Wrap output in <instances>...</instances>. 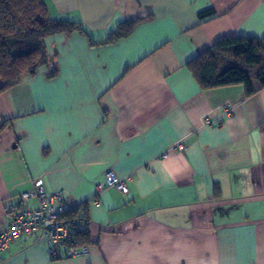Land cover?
<instances>
[{
    "label": "crops",
    "instance_id": "crops-1",
    "mask_svg": "<svg viewBox=\"0 0 264 264\" xmlns=\"http://www.w3.org/2000/svg\"><path fill=\"white\" fill-rule=\"evenodd\" d=\"M43 1L93 40L139 21L115 43L55 35L58 75L0 95V228L42 180L66 209L85 203L92 241L52 259L24 235L0 264H264V89L204 91L186 67L221 38L264 37V0ZM108 172L126 194L97 192Z\"/></svg>",
    "mask_w": 264,
    "mask_h": 264
},
{
    "label": "trees",
    "instance_id": "trees-1",
    "mask_svg": "<svg viewBox=\"0 0 264 264\" xmlns=\"http://www.w3.org/2000/svg\"><path fill=\"white\" fill-rule=\"evenodd\" d=\"M138 21H123L104 39L93 40L80 22L51 18L43 0H0V95L41 68L47 79L58 75L55 53L47 51V42L55 35L77 33L91 45L115 43L128 37ZM186 67L201 90L241 86L249 98L264 89V37L221 38ZM9 123L0 119V137ZM60 219L71 233L69 247L88 248L92 244L85 203L68 208Z\"/></svg>",
    "mask_w": 264,
    "mask_h": 264
},
{
    "label": "built area",
    "instance_id": "built-area-1",
    "mask_svg": "<svg viewBox=\"0 0 264 264\" xmlns=\"http://www.w3.org/2000/svg\"><path fill=\"white\" fill-rule=\"evenodd\" d=\"M178 146L177 150H182ZM106 185H112L121 194L128 192L123 179L116 178L108 172L103 180L97 184L96 190L102 192ZM37 200L35 208L25 207V202ZM67 209L61 192H49L42 180H36L29 192L20 195V202L14 209L11 221L0 228V253L8 251L10 245L24 235H36L42 238L48 246L51 258H75L87 254V248L79 249L69 247L71 233L68 226L60 219Z\"/></svg>",
    "mask_w": 264,
    "mask_h": 264
}]
</instances>
